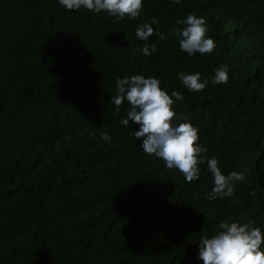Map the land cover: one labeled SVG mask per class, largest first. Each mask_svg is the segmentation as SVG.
I'll use <instances>...</instances> for the list:
<instances>
[{"label": "trees", "instance_id": "1", "mask_svg": "<svg viewBox=\"0 0 264 264\" xmlns=\"http://www.w3.org/2000/svg\"><path fill=\"white\" fill-rule=\"evenodd\" d=\"M189 13L204 18L210 54L179 49L175 21ZM144 23L149 56L134 35ZM221 66L228 80L213 85ZM179 72L209 83L190 92ZM133 74L183 95L175 110L204 155L245 174L231 197L209 199L206 162L187 183L139 149V125L119 123L127 104L110 101ZM248 219L264 234V0H143L134 20L0 0V264H203L197 240Z\"/></svg>", "mask_w": 264, "mask_h": 264}, {"label": "clouds", "instance_id": "2", "mask_svg": "<svg viewBox=\"0 0 264 264\" xmlns=\"http://www.w3.org/2000/svg\"><path fill=\"white\" fill-rule=\"evenodd\" d=\"M181 2L173 0L176 4ZM58 3L69 11L86 9L99 13L103 10L116 20L125 17L134 20L140 15L143 0H58ZM175 23L182 26L176 29L181 51L192 56L196 53L210 54L214 50L215 42L207 34L203 17L189 13ZM151 24H158L157 18L153 17ZM134 35L144 42L138 49L142 55L149 56L156 51L155 45L149 42V37L154 35V28L149 23L137 25ZM155 35L159 33L155 32ZM178 77L181 84L194 93L201 92L209 83L208 79L201 78L200 72H179ZM227 80L228 68L221 66L215 70L211 83L223 84ZM182 99L183 95L176 90L169 94L162 88L158 78L142 74L118 78L115 94L110 97L117 112L122 104H127L126 115L119 121L120 125L127 127L130 121L132 125H139L138 130L131 133L135 140H140L139 149L160 158L164 167L178 170L187 183L200 178L199 165L206 162L213 177L209 199L231 197L234 182L242 181L245 174L236 170L224 174L217 158L204 155L206 148L199 143V129L175 110V103ZM100 139L110 141L111 136L102 132ZM254 224L253 219L219 222L218 231L197 240L198 258L203 264H264V248L261 247L264 234Z\"/></svg>", "mask_w": 264, "mask_h": 264}]
</instances>
